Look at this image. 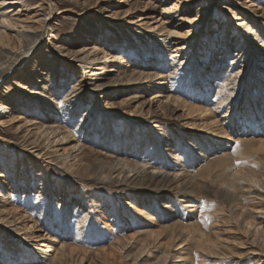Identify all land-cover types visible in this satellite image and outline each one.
Here are the masks:
<instances>
[{"label": "rangeland", "instance_id": "rangeland-1", "mask_svg": "<svg viewBox=\"0 0 264 264\" xmlns=\"http://www.w3.org/2000/svg\"><path fill=\"white\" fill-rule=\"evenodd\" d=\"M52 2L0 81V264H264V0ZM186 26L179 53L152 48ZM3 29L16 49L20 26ZM234 76L237 104L218 93ZM125 160L189 176L133 179Z\"/></svg>", "mask_w": 264, "mask_h": 264}, {"label": "bare ground", "instance_id": "bare-ground-1", "mask_svg": "<svg viewBox=\"0 0 264 264\" xmlns=\"http://www.w3.org/2000/svg\"><path fill=\"white\" fill-rule=\"evenodd\" d=\"M4 6H9L10 7L9 10L8 11L3 10ZM54 8H55V4L52 2V0H0V29L2 27H4L5 29L7 28L10 31H13L14 30L13 27H15V25L20 26V30L18 31L19 35L16 36V38H18L17 40L19 41L16 49L11 48V45L9 42L12 39L13 34L11 32L4 30V29L2 31L0 30V81L3 80L2 83H4V81H6L7 78L14 76L15 73H13V72H14V69L17 66V64H19L22 60H24L27 57L29 52L31 50H33L38 45V43H40L42 38H45L48 35V27L46 26L47 20L45 21V19H48L46 17L51 14V12ZM9 11L13 12V13L9 14ZM29 11L40 12V13L42 12V14H43L41 19L39 20V21H41L40 25H39V26H41V28L38 31L31 29V26L19 24L15 18H12L14 15H19L22 12H29ZM186 24H187V26L193 27V25H191L189 22L188 23L184 22V23H181L180 25L184 26ZM187 26H186V29L184 30V33H181L178 30V28H171L170 27V28H167L166 30H164V28L158 29V32L154 33V35H152V37H151V40L149 41L151 46H153L152 48H154L155 50H156V48L157 49H166L167 43H169L170 41L175 40V39H181L183 42L176 44V46H175L176 49L174 50L175 54L177 52L179 53V51L185 49V46H186L185 41L189 42L190 41L189 38L192 36L193 30H191L190 27H187ZM160 31H162V35L160 34L161 37H159V35L157 34ZM247 35H250V34L247 33ZM175 54L171 57V59H173L174 56H176ZM93 58L95 59L96 57H93ZM173 62H175V61H173ZM173 68H175V66ZM171 71L173 72V70H171ZM102 72L103 71H101V73ZM7 75H8V77L6 78ZM157 76L160 77L163 75L157 74ZM166 76H167L166 78H170L171 74H168ZM226 76H228V75H226ZM218 77L219 76L217 75V78ZM166 78H164L160 82L162 84L167 83ZM206 82H207L206 84L208 86L211 85L209 87L212 88L213 84L208 83L209 79H207ZM241 87H242L241 81L237 77L234 76L232 78H226V79L220 80L219 87H218L219 88L218 93L220 91L222 92L225 88L231 89L232 90V96L234 99V103L237 104L240 101V99L242 98L241 91H242L243 87L242 88ZM259 87H261V93L264 94V86L259 85ZM236 92H237V94H236ZM159 96H161V94L156 93L153 97L156 98ZM262 106H263L262 108H264V103L262 104ZM3 108H5V106H2V109ZM22 110H23V107H22ZM0 112H1V110H0ZM206 113H207V111H206V109H204L203 115H205ZM248 117H249V115H248ZM245 121L250 122L251 120L245 119V120H243V123ZM49 133L53 135L56 133V131L55 132L50 131ZM61 140H62V138H61ZM59 141H60V139H59ZM70 155H69V153L66 155L62 154L61 157L66 159ZM147 163L139 162V163L132 165L131 162H129L128 160H125L122 162V166L123 167L126 166L127 169H129L128 171H130V172L132 170L134 171L133 172L134 174H132V175H134L133 179L134 178L135 179H139V178L141 179V178H145V175H149L146 177H148L152 181L156 180L155 181L156 183L160 182V181L165 182L167 179L172 181L180 175H183V176L188 175V174H185L186 173L185 171L182 173L177 172L173 175L168 170H162L158 166H150ZM146 167H150V170H147ZM227 174H228V177H227V179H225L223 181V185L226 186L225 191L227 193L232 194L233 190L235 191L236 186L239 184L237 182L238 179L241 177L244 178L245 175H243L242 172L238 171V170H235L233 173L230 172ZM1 176H3L2 170H0V177ZM254 176L251 177L250 180L253 182H256L254 179ZM188 179H189L188 177H185L186 181ZM192 180H193V178H192ZM189 181H190V179H189ZM175 182L178 183L177 180H175L174 183ZM173 189H174V186H173ZM183 191H186V190H183ZM257 197L258 196H254V199ZM167 203H169V202H167ZM230 207L236 208L237 206L235 204H233L231 201ZM171 213H172V211L165 210V214L162 216V218H166V217L170 216L169 214H171ZM26 237H28V236H25V238ZM161 259L162 260L158 264L168 263L167 262V260H168L167 252L164 253V256ZM172 264H174V263H172Z\"/></svg>", "mask_w": 264, "mask_h": 264}]
</instances>
